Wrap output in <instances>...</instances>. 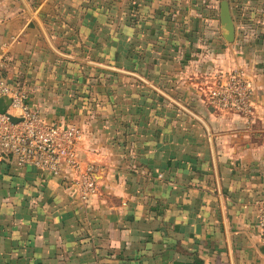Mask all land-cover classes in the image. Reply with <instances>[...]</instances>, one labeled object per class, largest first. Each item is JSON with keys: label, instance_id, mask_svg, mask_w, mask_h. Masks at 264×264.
I'll use <instances>...</instances> for the list:
<instances>
[{"label": "crops", "instance_id": "0c3cea01", "mask_svg": "<svg viewBox=\"0 0 264 264\" xmlns=\"http://www.w3.org/2000/svg\"><path fill=\"white\" fill-rule=\"evenodd\" d=\"M0 0L3 76L97 166L0 162V264H264V0ZM254 82L248 115L214 110L213 76Z\"/></svg>", "mask_w": 264, "mask_h": 264}, {"label": "built area", "instance_id": "2783aa9c", "mask_svg": "<svg viewBox=\"0 0 264 264\" xmlns=\"http://www.w3.org/2000/svg\"><path fill=\"white\" fill-rule=\"evenodd\" d=\"M10 47V42H0V99L9 100L0 112V162L30 165L55 175L68 168L79 199L86 201L98 189L97 166L78 154L82 130L75 124L46 121L40 108L29 103L27 92L3 76L12 61ZM205 98L214 110L248 115L254 106V82L237 68L219 71L207 86ZM255 206L258 237L264 245V199Z\"/></svg>", "mask_w": 264, "mask_h": 264}, {"label": "water", "instance_id": "95a60500", "mask_svg": "<svg viewBox=\"0 0 264 264\" xmlns=\"http://www.w3.org/2000/svg\"><path fill=\"white\" fill-rule=\"evenodd\" d=\"M220 15H221V22L222 24L225 26L228 34H227V39L231 40L232 36H233V31H234V26L230 17V12H229V7H228V3L227 1L223 0L221 2V11H220ZM7 104H9V100L8 99H0V112H4L5 108L7 106ZM12 120L17 121L16 118H12Z\"/></svg>", "mask_w": 264, "mask_h": 264}, {"label": "rangeland", "instance_id": "374dc122", "mask_svg": "<svg viewBox=\"0 0 264 264\" xmlns=\"http://www.w3.org/2000/svg\"><path fill=\"white\" fill-rule=\"evenodd\" d=\"M38 0H32L31 5L33 6L34 2H37ZM17 85V84H16Z\"/></svg>", "mask_w": 264, "mask_h": 264}]
</instances>
